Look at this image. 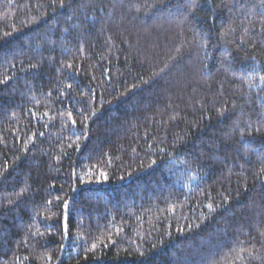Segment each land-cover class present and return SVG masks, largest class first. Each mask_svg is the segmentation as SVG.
Wrapping results in <instances>:
<instances>
[{
    "label": "trees",
    "instance_id": "trees-1",
    "mask_svg": "<svg viewBox=\"0 0 264 264\" xmlns=\"http://www.w3.org/2000/svg\"><path fill=\"white\" fill-rule=\"evenodd\" d=\"M258 74L264 0H0V264H264Z\"/></svg>",
    "mask_w": 264,
    "mask_h": 264
},
{
    "label": "snow or ice",
    "instance_id": "snow-or-ice-1",
    "mask_svg": "<svg viewBox=\"0 0 264 264\" xmlns=\"http://www.w3.org/2000/svg\"><path fill=\"white\" fill-rule=\"evenodd\" d=\"M69 67H71V66H69ZM259 79H260V81L264 82V75H259ZM68 87L71 88V85H68ZM73 123H75V121H73ZM49 203H51V202L49 201ZM64 206H65V208H67V203H65ZM65 228H67V225L66 224H65Z\"/></svg>",
    "mask_w": 264,
    "mask_h": 264
}]
</instances>
